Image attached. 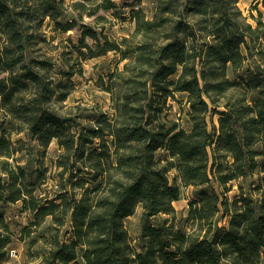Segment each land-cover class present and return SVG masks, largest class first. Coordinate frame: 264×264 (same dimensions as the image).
<instances>
[{
	"label": "trees",
	"instance_id": "obj_1",
	"mask_svg": "<svg viewBox=\"0 0 264 264\" xmlns=\"http://www.w3.org/2000/svg\"><path fill=\"white\" fill-rule=\"evenodd\" d=\"M172 1L158 0L149 20L132 12L134 35L163 36L156 49L144 40L130 50L127 38L118 42L87 28L68 51L55 54L45 50L43 28L47 20L61 25L63 1L0 0V114L6 116L0 202H21L35 226L51 219L56 232L44 237L38 264H264V178L253 179L264 173V160L258 161L264 157L258 148L264 142L262 13L251 14L252 23L239 0H184L175 20ZM114 7L105 0L94 11ZM109 52L127 61L109 74L108 85L100 78L111 111L57 108L72 95L56 79L58 64L74 87V65L82 75L83 62ZM177 93L187 94L189 130L171 119L168 101ZM24 132L44 148L58 142L55 175L41 165L28 172L18 164L24 141L14 143L12 136ZM171 171L195 191L185 221L156 227L151 219L174 215L182 196ZM140 205L142 232L133 246L125 223ZM67 223L66 239L61 229ZM12 243L0 214V264Z\"/></svg>",
	"mask_w": 264,
	"mask_h": 264
},
{
	"label": "rangeland",
	"instance_id": "obj_2",
	"mask_svg": "<svg viewBox=\"0 0 264 264\" xmlns=\"http://www.w3.org/2000/svg\"><path fill=\"white\" fill-rule=\"evenodd\" d=\"M60 1H63L67 8L65 16L59 19L61 25H50V21L47 20L43 28V31L47 33L49 41L48 44L44 45L45 50H50L52 53L59 54L62 51H68L66 46L77 43L79 36L84 30H87V28L104 31L110 39L118 42H122L124 38H127L130 42L126 44V46H122H125L124 48L129 46L131 47L130 50L137 49L144 40L156 49L161 40H163V36L161 39V36L159 38L158 35L153 37V35L150 34L151 37L149 38L140 34L134 35L136 32V21L134 20V14L132 12L140 11L141 16H144L147 20L152 19L158 0H110L115 4L113 9L107 11L100 8L96 10V12L94 9L103 4L105 0ZM172 2L171 17L172 19L178 20L184 9V0ZM238 7L243 15L249 18L250 22H255L251 14L258 18L259 12L262 13V18L264 20V0H239ZM90 12H94L95 15L90 17ZM70 22H76V26L72 31L65 32L63 28ZM87 42L90 45H94V42L90 38H87ZM56 46H60L61 48L56 49ZM83 51L87 52V49L84 48ZM71 63L74 64L73 61ZM126 63L127 61L122 60L121 53L109 52L106 55L88 59L83 62L84 72L82 75L78 73L80 72V65L76 64L73 67V70L77 72V75L73 77L74 87L67 81L66 77L62 76L60 73L61 69L66 71V67L58 64L57 72L59 75L56 76V79L58 81L62 80L63 86H65L64 92H72V95L66 102L56 104L55 106L57 108L64 107V109L68 106L73 109V112L85 115L110 112L112 105L111 94L104 91L100 78H103L105 84L108 85L110 81L109 74L117 70H124ZM230 75L232 77V72H230ZM175 96V100L170 98L168 101L172 109L171 119L179 122L184 129L189 130L191 128V123L188 117L189 105L187 102V94L177 93ZM64 109L62 108L61 111H64ZM213 119L214 123L217 124L218 116ZM5 121L6 116L4 113L0 114V124H3V127H6ZM88 122L89 120L87 119L85 123ZM12 139L14 143L21 140L24 141L23 144L20 146L18 145L20 148H23V150L17 153L16 160L18 164L23 166L28 172L33 171L41 165L49 169L48 176L57 173L55 163L58 155L61 153V149L56 140H54L49 147L44 148L26 132L14 134ZM258 148L259 150L263 149L264 142L258 145ZM162 155H164V152L159 151L158 156ZM263 160L264 157L258 158L260 163ZM176 177L177 172L171 171V182L177 181L182 189L181 199L173 204L175 209L174 215L161 214L151 219L156 227L164 223L172 225L176 221V224L181 223L185 221L188 216L189 202L193 198L195 188L192 186H183L179 178L175 180ZM262 178H264V173L260 170L253 176L256 184L261 183ZM237 187L236 184L234 187L235 191L231 192V196L237 193ZM0 214L5 216L13 234V243L9 247V256L4 264H38L46 249L44 237L49 238L56 232L55 227L51 223V219H46L43 223L35 226L31 213L24 211L21 202H0ZM142 214V206H137L135 214L129 217L125 223L133 246L138 244L142 232ZM70 231L71 223H67V225L61 229L62 237L66 239L69 238L71 235H69L68 232Z\"/></svg>",
	"mask_w": 264,
	"mask_h": 264
}]
</instances>
